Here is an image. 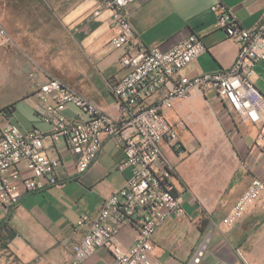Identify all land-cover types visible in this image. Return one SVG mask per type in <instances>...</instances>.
<instances>
[{
    "label": "crops",
    "instance_id": "crops-1",
    "mask_svg": "<svg viewBox=\"0 0 264 264\" xmlns=\"http://www.w3.org/2000/svg\"><path fill=\"white\" fill-rule=\"evenodd\" d=\"M216 1L232 8L246 28L256 25L264 11V0H136L127 5L129 22L135 38L147 48L167 50L190 33L199 35L206 50L178 71L186 79L228 68L236 57V43L216 25L210 9ZM26 2L20 17H12L18 21L6 17L5 33L0 35V110L5 120L22 131L47 130L35 106L36 88L49 76L73 87L102 112L118 115L110 84L123 74L122 49L110 45L117 31L103 0ZM260 63L254 64L251 79L261 92L255 71ZM78 112L72 104L64 110L68 117ZM195 114L205 125L200 136L208 138L202 145L192 139V130L188 132ZM165 115L186 125L176 127L183 143L180 152L167 142L161 144L175 189L183 197L184 214L158 225L150 259L189 264L201 248L198 264H264V189L233 225L223 223L253 178L264 183V122L239 118L212 91L195 90L175 99ZM215 129L226 133V142L217 139ZM100 137L99 153L85 172L78 174L64 144H57L47 152L61 161L55 171L58 183L22 192L9 207L0 205V264L71 260L72 245L83 236V230L76 229L79 215L95 214L129 175V168H117L124 157L119 141L106 133ZM136 236V226L126 223L118 228L116 241L129 249ZM113 262L111 251L101 246L83 264Z\"/></svg>",
    "mask_w": 264,
    "mask_h": 264
},
{
    "label": "built area",
    "instance_id": "built-area-1",
    "mask_svg": "<svg viewBox=\"0 0 264 264\" xmlns=\"http://www.w3.org/2000/svg\"><path fill=\"white\" fill-rule=\"evenodd\" d=\"M134 1L103 0L117 31L110 45L122 49L123 74L110 84L118 115L102 112L73 87L53 76L36 88L35 110L48 125L47 130L22 131L5 120L6 114L0 110V205L3 207L16 203L22 192L58 183L55 171L61 161L48 154L50 147L63 143L75 171L81 174L99 153L101 133L113 136L120 143L124 157L117 168H129V175L120 188L104 199L95 214L79 215L76 229L83 230V236L72 245L73 256L67 264H83L101 246L111 251L113 264H163L150 259L153 233L165 219L184 214L183 197L175 189L173 169L161 147L163 142L176 152L183 147L176 127L185 128V123L173 122L165 115L175 99L185 98L195 90L203 94L212 91L239 118L254 124L264 122V94L251 79L254 64L264 63V11L256 25L246 28L232 8L214 2L210 9L216 16V25L236 43V57L228 68L182 79L178 71L206 50L200 36L190 33L167 50L145 47L135 38L129 22L127 5ZM69 104L80 111L74 117L64 114ZM12 167L14 171L8 173ZM263 189L264 183L253 178L223 223L233 225ZM126 223L137 228L136 239L129 249L116 241L118 228ZM201 254L199 248L189 264H198Z\"/></svg>",
    "mask_w": 264,
    "mask_h": 264
},
{
    "label": "rangeland",
    "instance_id": "rangeland-1",
    "mask_svg": "<svg viewBox=\"0 0 264 264\" xmlns=\"http://www.w3.org/2000/svg\"><path fill=\"white\" fill-rule=\"evenodd\" d=\"M26 0H0V35H4L5 31V24H6V17L15 20L13 22H16L19 20L18 17H20V11L21 10H25V5H26ZM17 15V18H12L14 15ZM24 14V13H23ZM26 16V15H24ZM6 29V28H5ZM255 71L258 73V75L260 76L259 81L257 82V86H261L264 88V64L260 63L258 65L255 66ZM261 89V88H260ZM261 92L264 94V91L261 90ZM0 99H2V97H0ZM190 128H188V132L191 134L192 131L194 132V135H192V139H195V141L197 140L199 145L204 144L208 138L205 137H201L200 136V131L201 129L204 130L203 128H205V125L203 124V122L201 120H199L198 115L195 114V116L193 117V120L190 121ZM192 130V131H191ZM215 134L217 135V139L220 142H226V133H223L222 131L220 132V130L215 129Z\"/></svg>",
    "mask_w": 264,
    "mask_h": 264
},
{
    "label": "trees",
    "instance_id": "trees-1",
    "mask_svg": "<svg viewBox=\"0 0 264 264\" xmlns=\"http://www.w3.org/2000/svg\"><path fill=\"white\" fill-rule=\"evenodd\" d=\"M11 105H12V104H11ZM11 105H10V106H11ZM7 108H9V106H7V107H5V108H3V109H7ZM11 235L13 236V235H14V232H12Z\"/></svg>",
    "mask_w": 264,
    "mask_h": 264
}]
</instances>
